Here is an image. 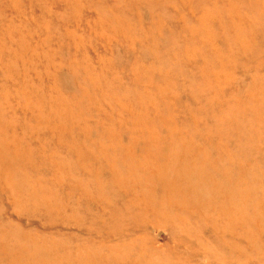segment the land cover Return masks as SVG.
<instances>
[{"label":"rangeland","instance_id":"obj_1","mask_svg":"<svg viewBox=\"0 0 264 264\" xmlns=\"http://www.w3.org/2000/svg\"><path fill=\"white\" fill-rule=\"evenodd\" d=\"M0 264H264V0H0Z\"/></svg>","mask_w":264,"mask_h":264}]
</instances>
